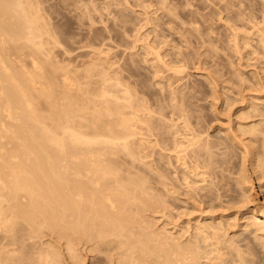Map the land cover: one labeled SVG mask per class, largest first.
<instances>
[{
    "label": "rangeland",
    "instance_id": "374dc122",
    "mask_svg": "<svg viewBox=\"0 0 264 264\" xmlns=\"http://www.w3.org/2000/svg\"><path fill=\"white\" fill-rule=\"evenodd\" d=\"M18 1L46 24L35 40L44 62L72 74L125 75L154 123L132 168L144 191L139 226L72 252L44 227L20 248L31 263L51 255L50 264H163L160 251L195 247L204 229L216 238L200 244V264H264V231L250 225L264 202V0ZM22 29L27 38L30 28ZM20 58L30 71L23 56L9 60ZM190 149L201 166L183 160Z\"/></svg>",
    "mask_w": 264,
    "mask_h": 264
},
{
    "label": "bare ground",
    "instance_id": "6f19581e",
    "mask_svg": "<svg viewBox=\"0 0 264 264\" xmlns=\"http://www.w3.org/2000/svg\"><path fill=\"white\" fill-rule=\"evenodd\" d=\"M16 1L15 9L13 0H0V264H33L31 253L22 250L44 227L60 234L68 252L83 241L98 248L108 237L137 228L144 191L132 168L142 159L143 137L154 123L141 90L125 85V75L103 71L98 87L95 71L72 74L52 59L44 62L35 40L45 23L37 22L34 6ZM24 23L31 30L30 50L21 44L24 37L28 41ZM11 55L28 59L31 70L22 58L10 61ZM183 157L195 168L202 164L192 149ZM250 225L264 231V202L252 212ZM199 232L195 247L175 244L160 251L159 260L200 264V244L216 234ZM209 247L222 259L218 242ZM42 258L40 264L52 263L51 255ZM248 263L255 262L243 259Z\"/></svg>",
    "mask_w": 264,
    "mask_h": 264
}]
</instances>
